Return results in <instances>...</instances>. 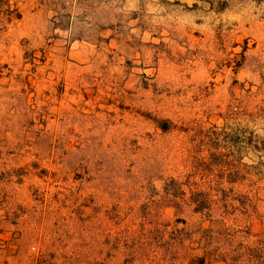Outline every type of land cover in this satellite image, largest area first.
Instances as JSON below:
<instances>
[{
    "label": "rangeland",
    "instance_id": "374dc122",
    "mask_svg": "<svg viewBox=\"0 0 264 264\" xmlns=\"http://www.w3.org/2000/svg\"><path fill=\"white\" fill-rule=\"evenodd\" d=\"M262 240L264 0H0V264Z\"/></svg>",
    "mask_w": 264,
    "mask_h": 264
},
{
    "label": "trees",
    "instance_id": "16d2710c",
    "mask_svg": "<svg viewBox=\"0 0 264 264\" xmlns=\"http://www.w3.org/2000/svg\"><path fill=\"white\" fill-rule=\"evenodd\" d=\"M262 246H260V248H258V250H254V249H250L249 250V255H250V259L249 262H252L250 264H255L253 263V261H257V264H264V240H262ZM254 251H258V254H254ZM235 260H238V257H234ZM239 262V261H238ZM239 264V263H236Z\"/></svg>",
    "mask_w": 264,
    "mask_h": 264
}]
</instances>
